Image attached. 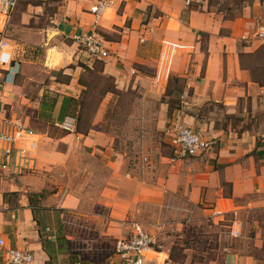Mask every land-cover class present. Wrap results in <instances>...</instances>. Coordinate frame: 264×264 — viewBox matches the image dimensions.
<instances>
[{"label":"crops","instance_id":"1","mask_svg":"<svg viewBox=\"0 0 264 264\" xmlns=\"http://www.w3.org/2000/svg\"><path fill=\"white\" fill-rule=\"evenodd\" d=\"M111 1L98 22L109 57L97 73L119 91L154 99L178 78L182 105L171 122L214 145L184 160L155 152L127 164L113 137L96 128L110 93L85 133L76 132L86 113L69 99L83 98L86 69L96 68L72 37L92 25L96 0L55 1L47 17L44 4L16 0L0 23L13 60L0 67V123L18 121L38 145L33 170L14 179L0 174V239L31 252L33 264H123L114 243L137 223L154 239L143 264H174L176 251L182 264H264V40L255 36L264 27V0ZM152 62L149 77L143 70ZM160 107L167 116V104ZM33 194L41 195L30 205ZM233 221L240 237L229 236Z\"/></svg>","mask_w":264,"mask_h":264},{"label":"built area","instance_id":"2","mask_svg":"<svg viewBox=\"0 0 264 264\" xmlns=\"http://www.w3.org/2000/svg\"><path fill=\"white\" fill-rule=\"evenodd\" d=\"M112 5L111 0H96L92 10L93 23L74 35L72 39L86 53L88 59L103 61L109 57L106 41L98 29V22L106 10ZM16 7V0H0V23H7ZM256 38L264 40V27H259ZM9 44L0 40V67H10L12 63ZM72 120L62 125L64 130H71ZM172 162L190 157L200 156L212 149L213 139H208L190 127L178 122L168 123L165 129ZM38 145L35 132L23 126L16 120L4 119L0 123V174L9 178H16L34 169V152ZM146 159H144V162ZM125 177H129L126 174ZM222 213L213 211L212 216ZM229 236H241V224L233 221L229 227ZM154 244L153 236L140 224L132 223L129 234L115 241L113 254L123 264H143L142 256ZM0 264H33L34 256L31 252L16 248H7L0 239ZM164 264H173L166 260Z\"/></svg>","mask_w":264,"mask_h":264},{"label":"rangeland","instance_id":"3","mask_svg":"<svg viewBox=\"0 0 264 264\" xmlns=\"http://www.w3.org/2000/svg\"><path fill=\"white\" fill-rule=\"evenodd\" d=\"M29 1L44 4L46 17L52 15L56 9L54 0ZM229 10L230 9L227 7L228 14H231L229 13ZM52 36L53 34H49L48 38H51ZM37 50L43 52V49ZM37 50L31 51V55H38V57L41 58L43 53H39ZM94 61L97 65L101 63L98 59H95ZM145 71L154 76L155 62H152L149 65V68H146ZM42 75V81L49 83V75L45 72H42ZM258 75L264 79V69L259 70ZM86 80L91 86L84 96V109L82 108V111H85L86 116L82 117L79 126L81 129L87 127L89 121L92 120L93 113L96 112L101 99L104 97L102 95L103 89L108 86H115L113 80L110 79L105 81V79L101 78L97 73L88 76ZM168 83V88L166 86L163 96L158 99L148 97L146 91L142 93L137 90H128L126 92L119 91V95H110V99L106 104L105 115L103 116L101 124L96 126V128L98 127L113 137L114 147L117 152H120L124 156L127 164H137L143 156L154 155L155 152H159L165 156L169 155L170 152L168 149V140L165 135V129L167 128L168 123L171 122L172 116L171 114L167 116L161 114L160 105L161 103L170 104L171 111L180 108L182 105L181 99L178 96L175 86H181L182 81L179 80L175 84L174 77L171 76L170 79H168L167 84ZM33 88L37 91L40 87L36 88L33 86ZM261 105H264V101L261 102ZM46 192H50V189H47ZM65 213L68 216H71L72 214L67 211ZM72 231L73 229H66V232L64 233H71ZM73 244L74 243L71 244L70 248L80 251L81 247ZM109 247L110 245H107L106 248H104L103 254L108 252ZM103 254L102 252H98L97 256H104ZM181 254V251H176V264L183 263ZM91 256L93 257L94 254Z\"/></svg>","mask_w":264,"mask_h":264},{"label":"trees","instance_id":"4","mask_svg":"<svg viewBox=\"0 0 264 264\" xmlns=\"http://www.w3.org/2000/svg\"><path fill=\"white\" fill-rule=\"evenodd\" d=\"M54 1H59V0H54ZM208 2H209V4H210V3L213 2V0H208ZM95 68H96L95 71H90V70L86 69L87 74H89L88 76H91V75H93L94 73H97L98 71H100L101 68H102V63H99V64L97 65L96 62H95ZM98 69H99V70H98ZM145 69H146V68H145ZM145 69L143 70V72L146 73L149 77H153V75H152V74H148V73L145 71ZM261 69L263 70V69H264V66H262ZM141 71H142V69H141ZM97 74H98V73H97ZM100 76H101V75H100ZM101 78H104L105 81L110 80V78H105V77H103V76H101ZM169 79H170V78H169ZM178 81H179L178 78H174V82H175V84H176V82H178ZM169 83H170V81H169ZM169 83L167 84V88H168ZM260 85H261V84H260ZM90 86H91V84L88 83V84H87V88H86L85 90H83V92H82L83 98H82L81 100L69 99V103H71V104H73V103H74V104H77V105L80 106L81 109H82V108L84 109V103H83V101H85V97H84V96L86 95V93H87L88 89L90 88ZM175 87H176V89H177L178 96L180 97L181 94L183 93L184 88H183L182 85H181V86H175ZM106 93H110L111 95H119V94H120L119 90H117V89L115 88V86H113V87L108 86V87H106L105 89H103V91H102V95L104 96ZM167 105H168V112H167V115H170L171 112H172V111L170 110V104L167 103ZM79 119H80V118L77 119V120H78V123H79ZM78 127H79V126L77 125L76 132H80V130H79ZM82 133H85V130H84V129L82 130ZM40 195H41V194H33L32 196H29V203H30V205L33 204V199H34V197L36 198V197H39ZM39 234H40V236H41V238H42L43 234H42V231H41V230H39ZM171 262H172V261H171ZM49 263H50V261H49Z\"/></svg>","mask_w":264,"mask_h":264}]
</instances>
